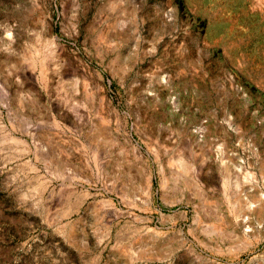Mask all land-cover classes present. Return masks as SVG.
I'll return each mask as SVG.
<instances>
[{"label":"rangeland","instance_id":"1","mask_svg":"<svg viewBox=\"0 0 264 264\" xmlns=\"http://www.w3.org/2000/svg\"><path fill=\"white\" fill-rule=\"evenodd\" d=\"M0 264H264V0H0Z\"/></svg>","mask_w":264,"mask_h":264},{"label":"bare ground","instance_id":"2","mask_svg":"<svg viewBox=\"0 0 264 264\" xmlns=\"http://www.w3.org/2000/svg\"><path fill=\"white\" fill-rule=\"evenodd\" d=\"M249 177V176H248ZM244 178V177H243ZM247 178V177H246ZM245 179V178H244ZM249 179V180H248ZM247 181H253V179L251 178H248ZM222 186H223V189L225 191V193L227 192V187H228V179L226 178H223V181H222ZM262 210V209H261ZM196 215V214H195ZM237 217V215L235 216V218ZM245 221V220H244ZM194 222V221H193ZM246 224V223H245ZM244 224H242L243 226Z\"/></svg>","mask_w":264,"mask_h":264}]
</instances>
